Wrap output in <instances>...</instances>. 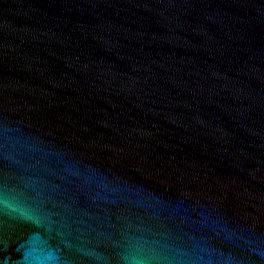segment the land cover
Here are the masks:
<instances>
[{
    "label": "water",
    "instance_id": "95a60500",
    "mask_svg": "<svg viewBox=\"0 0 264 264\" xmlns=\"http://www.w3.org/2000/svg\"><path fill=\"white\" fill-rule=\"evenodd\" d=\"M0 264H264V0H0Z\"/></svg>",
    "mask_w": 264,
    "mask_h": 264
}]
</instances>
